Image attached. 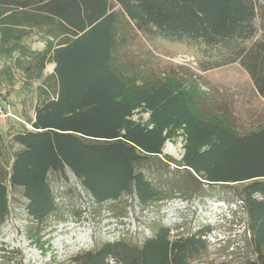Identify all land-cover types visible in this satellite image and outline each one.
Listing matches in <instances>:
<instances>
[{"label":"trees","instance_id":"1","mask_svg":"<svg viewBox=\"0 0 264 264\" xmlns=\"http://www.w3.org/2000/svg\"><path fill=\"white\" fill-rule=\"evenodd\" d=\"M115 5L141 32L186 42L201 54L203 69L238 62L264 98V0H0V59L10 64L0 73V85L15 84L11 61L18 78L35 71L22 78L28 84L54 63L42 79L45 88L38 86L37 98H31L34 117H16L12 125L15 151L0 129V222L8 214L9 188L17 187L39 232L56 211L48 173L66 168L97 204L130 190L141 204L176 196L155 187L135 165L159 158L168 132L181 126V159L166 160L188 183L237 184L245 213L252 257L205 264H264V123L237 132L167 84L131 86L112 64ZM34 28L42 50H32ZM136 106L147 111L146 124L131 117ZM209 231L183 237L157 225L140 245L105 241L71 262L195 264L207 250Z\"/></svg>","mask_w":264,"mask_h":264},{"label":"rangeland","instance_id":"2","mask_svg":"<svg viewBox=\"0 0 264 264\" xmlns=\"http://www.w3.org/2000/svg\"><path fill=\"white\" fill-rule=\"evenodd\" d=\"M112 10L116 16L112 64L131 86L167 84L193 98L202 111L215 115L237 132H252L264 123V98L258 95L250 76L238 62L203 69L201 54L186 42L143 33L122 14L118 5ZM257 22L260 36L262 29ZM30 32L32 37L36 29ZM10 63L15 84L0 85V129L8 132L7 140L15 151L18 145L11 139L15 117L28 120L33 115L31 98L53 64L46 66L42 78L31 79L28 84L22 78L35 71L24 72L18 78V66L14 61ZM9 66L4 58L0 59V73ZM21 82L26 86L24 89ZM131 112L138 122H148V113L141 106L133 107ZM168 133L162 155L137 163L135 168L155 187L176 196L141 204L130 190L117 200L97 204L68 168L49 171L47 181L56 211L48 216L39 232L34 230L27 214L22 190L9 188L8 214L0 222V264H72V257L105 241L124 239L140 245L157 225L167 226L183 237L210 228L204 237L207 250L195 264L233 263L251 258L244 230V208L236 195L237 184L188 183L182 170L166 160L181 159L183 128L174 126ZM33 232L38 234L32 236Z\"/></svg>","mask_w":264,"mask_h":264},{"label":"crops","instance_id":"3","mask_svg":"<svg viewBox=\"0 0 264 264\" xmlns=\"http://www.w3.org/2000/svg\"><path fill=\"white\" fill-rule=\"evenodd\" d=\"M32 38H33V39H32V42H31L32 50H42L43 47H44V43H43V41H42V40H38V37H37L36 35H33ZM49 64H53V67H54V63H53V62H48V63L46 64V66L49 65ZM46 66H45V68H46ZM45 68L43 69L42 73L44 72ZM52 71H53V68H52ZM52 71H51L48 75H50V74L52 73ZM42 75H43V74H42ZM44 76L46 77L47 75H44ZM42 77H43V76H42ZM43 78H44V77H43ZM41 85L44 87L43 84H41ZM44 88H45V87H44ZM36 93H37V92H35V95H34V93H33V97H34V99L37 98ZM21 98H24V96H22ZM33 117H34V115L31 116V118H33Z\"/></svg>","mask_w":264,"mask_h":264},{"label":"built area","instance_id":"4","mask_svg":"<svg viewBox=\"0 0 264 264\" xmlns=\"http://www.w3.org/2000/svg\"><path fill=\"white\" fill-rule=\"evenodd\" d=\"M9 115H10V116H13V115H11L10 113H9ZM15 118H16V117H15Z\"/></svg>","mask_w":264,"mask_h":264}]
</instances>
